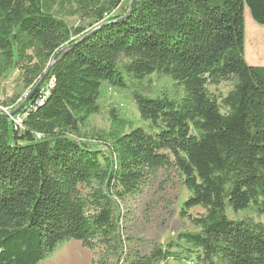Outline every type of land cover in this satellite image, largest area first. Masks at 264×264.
Masks as SVG:
<instances>
[{
    "label": "trees",
    "instance_id": "trees-1",
    "mask_svg": "<svg viewBox=\"0 0 264 264\" xmlns=\"http://www.w3.org/2000/svg\"><path fill=\"white\" fill-rule=\"evenodd\" d=\"M66 2L87 31L53 12ZM123 2L0 0V77L17 70L28 95L44 77L21 127L0 118V264H38L71 239L113 259L91 264H264V221L227 215L264 218V65L244 58V10L264 27V0H134L115 14ZM151 75L180 94H149ZM222 81L225 96L208 89ZM105 84L131 91L144 126L111 108L107 131L89 128ZM169 168L188 193L180 214H205L124 254L120 203Z\"/></svg>",
    "mask_w": 264,
    "mask_h": 264
},
{
    "label": "rangeland",
    "instance_id": "rangeland-1",
    "mask_svg": "<svg viewBox=\"0 0 264 264\" xmlns=\"http://www.w3.org/2000/svg\"><path fill=\"white\" fill-rule=\"evenodd\" d=\"M131 0H124L123 4L115 14L122 13L123 9L129 5ZM74 8L73 4L66 2L63 6L56 4L53 12L62 18L70 27L85 25L87 21H82L77 15H70ZM244 58L249 65H264V27L254 21L247 8L244 10ZM84 31V32H85ZM146 91L151 95L167 93L170 96L180 94V89L174 82L166 76L151 75L143 81ZM230 81H222L218 85H208V89L216 94L225 96L231 89ZM132 87V84H130ZM28 90L24 86L21 74L17 70L8 72L0 77V93L6 97L8 102L15 95L23 96ZM25 98V97H23ZM100 111L89 118V128L107 131L110 126L109 110L114 108L118 114L131 121L133 126H144L140 119L138 110L131 98L129 89H115L109 85H103L99 99ZM224 111V110H222ZM86 193V190H83ZM188 193L183 186L182 178L174 169H161L154 177H151L142 191L136 195H128L120 203L123 215L120 228V236L123 240L124 254L130 248L137 249L144 253L148 248V241L164 242L168 238L175 236L182 231H194L195 226L191 218L200 217L205 214L201 207H194L187 211L186 216L180 214L182 203ZM231 219H241L245 221L263 222L264 218L253 210L248 209L233 213L227 211ZM105 249L89 250L81 245L79 241L68 240L57 245L56 249L44 260L42 264H91V260L101 259L112 262V256L103 253ZM194 256L190 261L181 264H194ZM214 264H222L215 257ZM163 264V263H159ZM166 264H178L169 260Z\"/></svg>",
    "mask_w": 264,
    "mask_h": 264
},
{
    "label": "built area",
    "instance_id": "built-area-1",
    "mask_svg": "<svg viewBox=\"0 0 264 264\" xmlns=\"http://www.w3.org/2000/svg\"><path fill=\"white\" fill-rule=\"evenodd\" d=\"M28 95V90L24 93L23 96L19 97L14 104H10L7 102L6 97L3 96V94L0 93V113L2 114H8L9 119L14 124V127H21L22 123V117L19 114L10 115V112L13 111L18 104V102L21 101L23 97H26Z\"/></svg>",
    "mask_w": 264,
    "mask_h": 264
},
{
    "label": "water",
    "instance_id": "water-1",
    "mask_svg": "<svg viewBox=\"0 0 264 264\" xmlns=\"http://www.w3.org/2000/svg\"><path fill=\"white\" fill-rule=\"evenodd\" d=\"M133 2H134V0H131V2H130V8L132 7ZM43 79H44V77H42L40 79V81L35 85V87L32 90V92H34L41 85V83L43 82ZM31 93L25 98V100L23 101V103L18 108L14 109L13 111L10 112V115L11 116L14 115V114H16L18 112L19 108L21 106H23L28 101V99L30 98ZM0 118H2V119H8L9 118V115L8 114H2V113H0Z\"/></svg>",
    "mask_w": 264,
    "mask_h": 264
},
{
    "label": "crops",
    "instance_id": "crops-1",
    "mask_svg": "<svg viewBox=\"0 0 264 264\" xmlns=\"http://www.w3.org/2000/svg\"><path fill=\"white\" fill-rule=\"evenodd\" d=\"M38 264H42V262H39Z\"/></svg>",
    "mask_w": 264,
    "mask_h": 264
}]
</instances>
